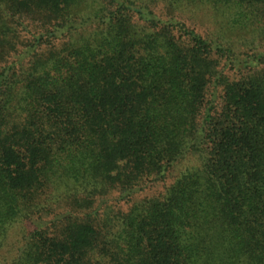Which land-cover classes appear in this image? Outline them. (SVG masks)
Here are the masks:
<instances>
[{"label": "trees", "instance_id": "16d2710c", "mask_svg": "<svg viewBox=\"0 0 264 264\" xmlns=\"http://www.w3.org/2000/svg\"><path fill=\"white\" fill-rule=\"evenodd\" d=\"M0 264H264V0H0Z\"/></svg>", "mask_w": 264, "mask_h": 264}]
</instances>
